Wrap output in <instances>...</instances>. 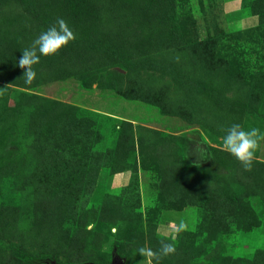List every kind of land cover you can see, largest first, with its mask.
Segmentation results:
<instances>
[{"label": "rangeland", "instance_id": "374dc122", "mask_svg": "<svg viewBox=\"0 0 264 264\" xmlns=\"http://www.w3.org/2000/svg\"><path fill=\"white\" fill-rule=\"evenodd\" d=\"M233 123L264 131V0H0V264H264V142L245 170Z\"/></svg>", "mask_w": 264, "mask_h": 264}, {"label": "clouds", "instance_id": "9594fccd", "mask_svg": "<svg viewBox=\"0 0 264 264\" xmlns=\"http://www.w3.org/2000/svg\"><path fill=\"white\" fill-rule=\"evenodd\" d=\"M75 39L73 32L67 23L61 18L55 24L50 25L33 40L32 46L23 49L18 60V66L24 69L23 77L26 85L31 84L36 76L33 65L39 63L41 56L56 54L61 48ZM261 142H264V131L258 128L245 129L239 123H233L226 129L223 136V148L235 157L245 168L250 170L255 152ZM184 222L179 223L178 230L184 229ZM139 252L142 254L144 249ZM175 252L174 243H165L160 249L161 255Z\"/></svg>", "mask_w": 264, "mask_h": 264}, {"label": "trees", "instance_id": "16d2710c", "mask_svg": "<svg viewBox=\"0 0 264 264\" xmlns=\"http://www.w3.org/2000/svg\"><path fill=\"white\" fill-rule=\"evenodd\" d=\"M27 262L28 263H36V264H49L47 259L37 260V259H33V258H27Z\"/></svg>", "mask_w": 264, "mask_h": 264}, {"label": "water", "instance_id": "95a60500", "mask_svg": "<svg viewBox=\"0 0 264 264\" xmlns=\"http://www.w3.org/2000/svg\"><path fill=\"white\" fill-rule=\"evenodd\" d=\"M54 264V263H52ZM109 264H124L123 260L117 257L116 255L113 256L111 262Z\"/></svg>", "mask_w": 264, "mask_h": 264}, {"label": "crops", "instance_id": "0c3cea01", "mask_svg": "<svg viewBox=\"0 0 264 264\" xmlns=\"http://www.w3.org/2000/svg\"><path fill=\"white\" fill-rule=\"evenodd\" d=\"M118 179H120V180H118ZM122 180H124V179L119 178V176H117V177L115 178V181H118L117 183H120V181H122Z\"/></svg>", "mask_w": 264, "mask_h": 264}]
</instances>
